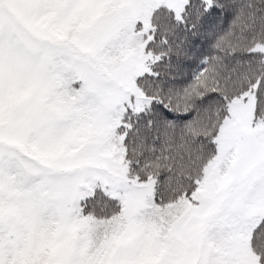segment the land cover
<instances>
[{
  "label": "snow or ice",
  "instance_id": "1",
  "mask_svg": "<svg viewBox=\"0 0 264 264\" xmlns=\"http://www.w3.org/2000/svg\"><path fill=\"white\" fill-rule=\"evenodd\" d=\"M0 264H264V0H0Z\"/></svg>",
  "mask_w": 264,
  "mask_h": 264
}]
</instances>
